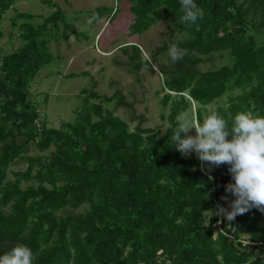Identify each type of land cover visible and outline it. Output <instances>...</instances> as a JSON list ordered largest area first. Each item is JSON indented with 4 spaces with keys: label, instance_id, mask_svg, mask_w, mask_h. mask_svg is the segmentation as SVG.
Here are the masks:
<instances>
[{
    "label": "trees",
    "instance_id": "obj_1",
    "mask_svg": "<svg viewBox=\"0 0 264 264\" xmlns=\"http://www.w3.org/2000/svg\"><path fill=\"white\" fill-rule=\"evenodd\" d=\"M15 1L0 0V42L6 36L3 16ZM117 1L132 4L131 35L161 21V10L188 35L152 54L156 59L170 45L186 50L160 68L170 126L164 134L141 123L131 129L104 107L116 102L134 110L121 91L109 97L83 89L74 121L49 127L30 87L55 58L50 43L59 26L65 39L73 26L50 2L55 11L39 24L32 22L36 15L18 13L10 32L23 21L21 45L0 55V254L22 243L35 254L34 264H264V213L252 208L229 222L205 212L227 207L221 199L231 180L227 165L204 163L202 171L195 155L184 157L169 139L177 115L192 102L201 122L213 112L230 125L241 111L264 116V0H195L204 15L194 24L182 22L180 0ZM116 12L108 6L82 11L93 22L113 20ZM131 49L139 72L141 49ZM224 51L231 53V65L200 70L204 57ZM233 91L241 92L226 107L203 110ZM21 163L25 170L12 171Z\"/></svg>",
    "mask_w": 264,
    "mask_h": 264
},
{
    "label": "rangeland",
    "instance_id": "obj_2",
    "mask_svg": "<svg viewBox=\"0 0 264 264\" xmlns=\"http://www.w3.org/2000/svg\"><path fill=\"white\" fill-rule=\"evenodd\" d=\"M57 4L65 13L67 22L73 26L67 39L62 36L64 28L59 26L57 39L50 43V51L54 60L46 65L32 82L31 100L35 102L42 117L47 119L49 127L59 128L63 122H73L76 112L81 109L83 89L94 90L102 96H112L121 91L126 100L134 105V110L117 107L116 102L104 103L106 109L130 123L131 129L141 123L144 128L155 129L164 134L170 126L168 115L171 103L164 105V96L168 91L164 89V78L161 67L170 66L173 60L166 53L156 59L152 58L155 50L170 40H185L188 35L181 31L173 19L161 10V21L143 34L131 35L130 26L134 20L131 11L132 4L117 0H16L14 6L5 13L2 29L6 36L0 42V55L11 53L21 45L18 37L19 25L11 33L12 22L18 13L36 15L32 21L35 24L49 17L55 8L49 4ZM99 6L114 9L116 16L113 20L103 18L93 22L82 11H88ZM56 31L53 30L54 34ZM264 41V34L260 35ZM132 45L141 49L143 65L139 72L135 71L130 55L133 54ZM128 48V53L124 49ZM205 62L199 66L202 71L231 65L233 62L229 51L214 53L204 57ZM70 74H79L68 77ZM241 91H233L203 108L204 111L215 110L219 106H227L231 96ZM174 95V93H173ZM98 103V100H93ZM199 105L191 103L186 112L195 121ZM132 117L136 119L131 122ZM189 135H195L190 131ZM46 152L45 155H48ZM31 155H43L33 151ZM190 156H184L190 158ZM196 156V155H195ZM26 164L12 167V171L25 170ZM10 179L13 177L10 175ZM27 184H23V187ZM85 207L76 210L82 212Z\"/></svg>",
    "mask_w": 264,
    "mask_h": 264
},
{
    "label": "clouds",
    "instance_id": "obj_3",
    "mask_svg": "<svg viewBox=\"0 0 264 264\" xmlns=\"http://www.w3.org/2000/svg\"><path fill=\"white\" fill-rule=\"evenodd\" d=\"M182 22L194 24L204 12L195 0H180ZM168 54L178 61L186 50L170 45ZM177 126L169 137L174 149L183 156L195 153L201 163L210 167L227 165L231 177L221 197L227 207L217 205L215 211H205L233 221L252 208L264 213V116L252 111L238 112L229 120L213 112L193 121L186 112L177 115ZM194 130L195 135H189ZM230 138V139H229ZM212 179V177H209ZM228 195L234 197L228 201ZM36 256L26 244H16L0 254V264H34Z\"/></svg>",
    "mask_w": 264,
    "mask_h": 264
},
{
    "label": "built area",
    "instance_id": "obj_4",
    "mask_svg": "<svg viewBox=\"0 0 264 264\" xmlns=\"http://www.w3.org/2000/svg\"><path fill=\"white\" fill-rule=\"evenodd\" d=\"M201 164V169H202V171H204V163H200Z\"/></svg>",
    "mask_w": 264,
    "mask_h": 264
}]
</instances>
